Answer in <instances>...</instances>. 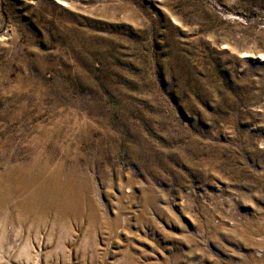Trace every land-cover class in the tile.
<instances>
[{"label": "rangeland", "instance_id": "374dc122", "mask_svg": "<svg viewBox=\"0 0 264 264\" xmlns=\"http://www.w3.org/2000/svg\"><path fill=\"white\" fill-rule=\"evenodd\" d=\"M45 160L98 214L8 199L0 264H264V0H0V176Z\"/></svg>", "mask_w": 264, "mask_h": 264}, {"label": "bare ground", "instance_id": "6f19581e", "mask_svg": "<svg viewBox=\"0 0 264 264\" xmlns=\"http://www.w3.org/2000/svg\"><path fill=\"white\" fill-rule=\"evenodd\" d=\"M46 160L39 175L33 173L38 164L35 161L32 164H22L16 169L11 168L7 175L0 176V204L16 198L15 207L19 212L52 217L54 221H61L68 216L81 217L84 214L89 217L97 216V210L87 199L86 191L74 175L76 166L71 165L69 169L74 172L69 176L64 175L65 178L62 179L64 161L48 164ZM19 161L23 163V160ZM3 242V236L0 235L1 247ZM27 249V242L21 244L22 251L26 252Z\"/></svg>", "mask_w": 264, "mask_h": 264}]
</instances>
